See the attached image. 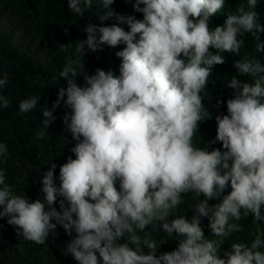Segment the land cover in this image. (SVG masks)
<instances>
[{
    "label": "clouds",
    "instance_id": "1",
    "mask_svg": "<svg viewBox=\"0 0 264 264\" xmlns=\"http://www.w3.org/2000/svg\"><path fill=\"white\" fill-rule=\"evenodd\" d=\"M97 2L109 9L99 19L115 16L117 23L88 24L87 38L76 52L123 43L126 46L115 53L121 59L120 75L97 69L84 76L85 85L80 86L75 80L78 71L65 66L60 76L67 87L59 89L51 109L42 111V123L47 128L56 119L54 111L63 101L71 110L63 123L76 141L71 149L75 159L69 156L60 166L59 186L54 183L55 164L44 174L43 202L17 194L0 168V218L8 217L18 234L41 245L57 225L69 236L75 232L65 254L77 264H264L261 233L250 246L233 243L220 258V243L206 239L201 226V218L207 217L212 234L227 238L242 231L232 221L249 213L255 221L264 220V65L258 60L234 62L239 73L254 77V83L233 76L227 84L235 91L226 102L228 114L216 116L211 142H222L225 151L194 144L200 122L211 118L201 93L213 67L225 63L222 53H238L244 44L239 37L245 33L257 41V52L264 51L259 35L264 25L254 11L258 0H247V10L241 6L238 15H229L224 26L214 30L210 19L224 8L225 0H135V11L143 19L114 13V0ZM67 3L72 13L84 16L81 0ZM83 3L90 7L93 0ZM124 24L128 31L120 26ZM7 83L5 73L0 89ZM39 99L22 100L19 111L32 112ZM9 106L0 94V108ZM43 135L41 130L37 139ZM7 153V145L0 143V157ZM229 182L230 193L210 206ZM189 192L205 197L194 205L192 218L167 222L183 202L182 194ZM157 222H163L168 236L183 237L175 250L159 256L156 240L149 233L139 235L148 225L155 229ZM123 237L127 242L119 243Z\"/></svg>",
    "mask_w": 264,
    "mask_h": 264
},
{
    "label": "trees",
    "instance_id": "2",
    "mask_svg": "<svg viewBox=\"0 0 264 264\" xmlns=\"http://www.w3.org/2000/svg\"><path fill=\"white\" fill-rule=\"evenodd\" d=\"M134 3L135 0H114L110 9L119 15L143 19V14L135 11ZM241 6L247 10V0H225L224 8L210 19V29L223 27L229 15L239 14L237 9ZM81 7L85 8L83 17L71 12L67 0H0V16L9 19L21 31L23 39L31 44L24 45L15 37L13 29L0 23V78L5 73L8 76V83L0 89V94L10 102L8 108H0V143L6 144L8 148L6 156L0 157V168L6 172V182L13 186L17 194L27 197L30 202L37 199L43 202L42 179L52 164L56 165L54 183L59 186L60 166L67 162L69 156L75 159L71 149L76 141L63 123L64 115L70 114L71 110L64 106L63 101L54 111L56 119L47 128L42 123V111L51 109L58 99L59 89L67 87V80L60 76V72L70 64L78 71L75 80L80 86L85 85L84 76L95 74L97 69L111 71L115 76L120 75L121 59L115 53L126 46L123 43L116 48L103 45L102 50L97 52H91L86 46L84 52H76L78 44L87 38L84 29L88 24L110 26L117 23L115 16L103 22L99 19L109 9L103 8L97 0H93L90 7L85 6L81 0ZM254 11L258 14L257 22L264 25V0H258ZM120 26L126 31L129 30L126 24ZM259 35L260 42L264 43V33ZM239 38L244 40L239 52L222 53L225 63L213 67L207 86L201 93L211 118L200 122L194 144L209 151H225L222 142H211L216 137V116L228 114L226 102L233 98L235 91L228 88L227 84L233 76L242 83H254V77L239 73L234 62L255 58L264 65V51H256L257 41L254 37L245 33ZM61 45H64L63 49ZM32 96L40 97L37 108L29 113H21L19 103ZM41 130L44 135L37 139ZM116 186L119 188L118 182ZM230 191L229 182L221 197L210 200L209 205L220 203L223 195ZM59 199L61 198L58 197V201ZM203 199V194L199 197L192 192L182 194L183 202L172 211L167 222L171 223L180 216L190 220L194 215V205ZM54 207L59 211V202ZM261 214L264 216V206ZM7 219L8 217L0 218V264H77L70 254H65L67 243L75 238V232L69 236L62 226L57 225L55 233H50L46 242L41 245L18 234L19 229L9 225ZM232 222L241 225L242 231L220 238L212 234L209 219L201 218L205 238L220 243V258H225V253L231 251L233 243L240 242L250 246L257 233H261V239L264 240V220L255 221L249 213L247 217ZM162 223L157 222L155 229L148 225L143 232H139L141 237L149 233L156 240L157 256L175 250L183 239L175 233L168 236L162 229ZM118 242L125 243L127 238L123 237ZM129 246L135 247L132 244ZM260 250L264 251V247ZM143 251L147 254L149 250L145 247Z\"/></svg>",
    "mask_w": 264,
    "mask_h": 264
},
{
    "label": "rangeland",
    "instance_id": "3",
    "mask_svg": "<svg viewBox=\"0 0 264 264\" xmlns=\"http://www.w3.org/2000/svg\"><path fill=\"white\" fill-rule=\"evenodd\" d=\"M0 23L3 24L4 26L10 28V29H13L14 33H15V37L18 40H20L24 45L31 46L29 41L23 39L21 31L18 28L14 27L13 23L9 19H7L4 16H0Z\"/></svg>",
    "mask_w": 264,
    "mask_h": 264
}]
</instances>
